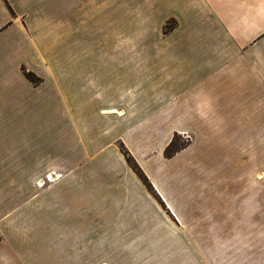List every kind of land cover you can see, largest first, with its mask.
Wrapping results in <instances>:
<instances>
[{
    "label": "crops",
    "instance_id": "crops-1",
    "mask_svg": "<svg viewBox=\"0 0 264 264\" xmlns=\"http://www.w3.org/2000/svg\"><path fill=\"white\" fill-rule=\"evenodd\" d=\"M14 27L0 264H264V0H0Z\"/></svg>",
    "mask_w": 264,
    "mask_h": 264
},
{
    "label": "rangeland",
    "instance_id": "rangeland-1",
    "mask_svg": "<svg viewBox=\"0 0 264 264\" xmlns=\"http://www.w3.org/2000/svg\"><path fill=\"white\" fill-rule=\"evenodd\" d=\"M21 40H22L21 33L18 31V29H16V27L12 28L11 30L3 32L2 34L0 33V53H1V55H8L10 58H12L14 55L17 54L18 48L16 47V45L19 44V42H21ZM22 68H23V70H25L24 67H22ZM27 72H29V71H27ZM9 80L12 81L11 77H9ZM0 85H1V83H0ZM17 86H18V84H17ZM42 116H45V115H42ZM176 141H177V143H180V144H183L186 146L188 141H190V139L187 135H182ZM124 154H125V152H124ZM39 180H44L45 181L44 186L46 185L47 181L45 180L44 177H43V179H39ZM38 181H37V183H38ZM37 183H36V185H37ZM37 189H42V187L37 186ZM10 207H11L10 205H8V206L4 205L2 207V213L4 214L7 211H9ZM25 223L19 222L17 224V226L15 227V230H16L15 233H17V232H19L17 234L25 233L26 232V226H25L26 224ZM8 247H10V245Z\"/></svg>",
    "mask_w": 264,
    "mask_h": 264
},
{
    "label": "trees",
    "instance_id": "trees-1",
    "mask_svg": "<svg viewBox=\"0 0 264 264\" xmlns=\"http://www.w3.org/2000/svg\"><path fill=\"white\" fill-rule=\"evenodd\" d=\"M175 26L174 22H168L165 26H164V31L169 32L173 27ZM23 74L25 75V77L31 81L34 84H38L40 82V79L37 78L35 76L34 73L32 72H27L25 70H23ZM179 137L177 135L174 136V138L172 140H170L169 144L167 145V147L165 148L164 151V155L166 158L169 157H173L178 151H180L182 148L185 147V145L177 143V139ZM124 158L127 162V164H129V166L133 169V171L136 173V176L143 182V184L149 189L152 190V187L150 185V183L148 182V180L146 179V177L144 176V173L139 169V167L136 165V163L134 162V160L130 157V155L125 152L124 154Z\"/></svg>",
    "mask_w": 264,
    "mask_h": 264
},
{
    "label": "bare ground",
    "instance_id": "bare-ground-1",
    "mask_svg": "<svg viewBox=\"0 0 264 264\" xmlns=\"http://www.w3.org/2000/svg\"><path fill=\"white\" fill-rule=\"evenodd\" d=\"M46 179H48L49 182L52 180L49 176H47ZM53 180H54V179H53ZM41 185H43V183H42Z\"/></svg>",
    "mask_w": 264,
    "mask_h": 264
},
{
    "label": "built area",
    "instance_id": "built-area-1",
    "mask_svg": "<svg viewBox=\"0 0 264 264\" xmlns=\"http://www.w3.org/2000/svg\"><path fill=\"white\" fill-rule=\"evenodd\" d=\"M45 178H47V176L45 177ZM47 182H49L48 181V179H45ZM41 181V180H40ZM50 183V182H49ZM45 184V181L43 180V185Z\"/></svg>",
    "mask_w": 264,
    "mask_h": 264
}]
</instances>
